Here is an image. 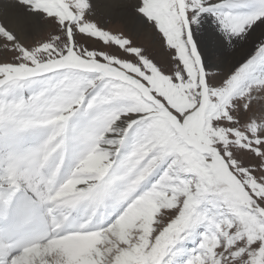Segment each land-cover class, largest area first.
Segmentation results:
<instances>
[{"label": "snow or ice", "instance_id": "1", "mask_svg": "<svg viewBox=\"0 0 264 264\" xmlns=\"http://www.w3.org/2000/svg\"><path fill=\"white\" fill-rule=\"evenodd\" d=\"M14 4L0 264H264V0H135L128 33L98 0ZM213 42L240 58L207 62Z\"/></svg>", "mask_w": 264, "mask_h": 264}, {"label": "bare ground", "instance_id": "2", "mask_svg": "<svg viewBox=\"0 0 264 264\" xmlns=\"http://www.w3.org/2000/svg\"><path fill=\"white\" fill-rule=\"evenodd\" d=\"M13 2V3H12ZM135 0H98L99 8L98 15L100 18H104V16L109 17H122L125 20L128 27L132 30L136 29V23L133 16L132 9H127V5L130 3H134ZM6 3H12V6L5 7ZM110 14L112 16H110ZM20 18V11L14 4V0H0V22H7L8 19L14 22H18ZM212 29H216V25H211ZM37 30L33 28L31 25H24L21 29V35L27 38L29 35H32ZM217 36L220 35L219 31L216 30L215 33ZM228 46V45H227ZM223 47H218L215 42L212 45L204 47V58L209 63H215L220 65L222 68L225 66H231L234 64L241 56L240 46L237 45L235 47L228 46L226 50ZM91 241L81 240L79 245L70 246L69 251L73 256L80 255L84 251L87 250L88 247L91 246Z\"/></svg>", "mask_w": 264, "mask_h": 264}, {"label": "rangeland", "instance_id": "3", "mask_svg": "<svg viewBox=\"0 0 264 264\" xmlns=\"http://www.w3.org/2000/svg\"><path fill=\"white\" fill-rule=\"evenodd\" d=\"M110 16H112L110 14ZM102 22L108 27L110 28L112 31L114 32H124V33H128V32H133L134 30L130 29L128 27V25L126 24L125 20L122 19V17H109V16H104V18H101ZM39 38V33L38 31H36L35 33H33L32 35H29L26 39L28 40H33V39H38ZM139 42L144 44L146 47L149 48H154L157 47L152 38L144 33H140L139 34ZM226 47H228L226 45ZM226 47H224L223 49L226 50ZM208 62V61H207ZM229 66H225L224 68H227ZM68 248H70V246H68Z\"/></svg>", "mask_w": 264, "mask_h": 264}]
</instances>
